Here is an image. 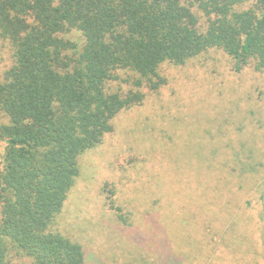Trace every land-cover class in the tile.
<instances>
[{
  "label": "trees",
  "instance_id": "trees-1",
  "mask_svg": "<svg viewBox=\"0 0 264 264\" xmlns=\"http://www.w3.org/2000/svg\"><path fill=\"white\" fill-rule=\"evenodd\" d=\"M0 42L10 60L0 69V264L13 254L31 264H103L52 230L79 158L119 113L143 103L142 88L165 85L163 64L216 49L236 72L251 63L263 71L264 0H0ZM121 82L131 88L111 89ZM159 256L182 263L170 249Z\"/></svg>",
  "mask_w": 264,
  "mask_h": 264
},
{
  "label": "rangeland",
  "instance_id": "rangeland-1",
  "mask_svg": "<svg viewBox=\"0 0 264 264\" xmlns=\"http://www.w3.org/2000/svg\"><path fill=\"white\" fill-rule=\"evenodd\" d=\"M8 57L0 42L1 70ZM159 75L165 85L142 88L143 103L119 113L113 131L79 158L52 230L103 264H161L159 251L169 249L181 264H264V70L251 63L236 72L211 49L163 64Z\"/></svg>",
  "mask_w": 264,
  "mask_h": 264
}]
</instances>
